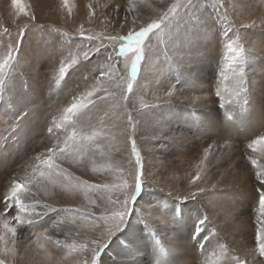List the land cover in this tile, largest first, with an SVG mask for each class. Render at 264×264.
<instances>
[{
  "label": "rangeland",
  "instance_id": "374dc122",
  "mask_svg": "<svg viewBox=\"0 0 264 264\" xmlns=\"http://www.w3.org/2000/svg\"><path fill=\"white\" fill-rule=\"evenodd\" d=\"M144 1L131 0L133 5L145 3V8L142 11H136L134 7L130 8L129 0H67V4L65 0H26L21 3L23 7L25 6L24 8H26V4L29 5L30 16L27 17L30 18L24 21L22 17L23 14H26L25 12L20 13L16 6L13 8L11 0H0V62H3L4 56L7 57L9 53L13 57L6 68L11 75L2 78L3 86L0 89L4 88L5 83H7L13 89L14 96H17V93L20 94V92H15V87L22 84L24 77H26L36 81L38 91L42 84L50 83L49 74L55 68L56 63L58 61L64 63L65 59L69 57V62L74 58H78L80 62L69 68L71 71H68L66 78L82 85L81 89L68 94L67 99L69 101L75 100L77 102L82 96L86 98V93L93 88L104 90L102 93L103 100L79 110V113L86 116L81 122L87 124V135L92 126L95 127L94 131L99 130L103 133V143L99 149L94 147L87 155L88 158L86 159L89 166L87 171L82 166V169L80 168L87 173L88 184L91 185L89 187L90 192H87L86 199L81 198L82 194L80 193H76L75 197L87 202V216L83 219L81 217L76 219L77 222H69L68 233L63 232L60 235L58 226L61 225L60 229L65 230L66 226L62 224L70 220L64 218L63 213L65 211L57 207L49 206L57 209V211H48L47 215H42L44 211L40 210V205L37 203V201L40 202L41 198L36 197L38 192L35 187L32 191L35 199L27 196L26 202L29 207L26 209L24 217L31 216L34 206L37 216L40 218L50 216L49 226H54L53 233L49 230V236L40 237L39 230L45 229V233H48V227L29 225L28 223L20 224L14 219L15 210H5L4 200L6 196H3L2 215L12 220L16 230L19 228L14 243L13 240L10 243L13 252L12 258L10 255L8 256L9 264H41L43 260H45L43 264H79L77 259L85 264V260L87 261L92 253L91 241L94 237H101L103 235L102 230L106 231L112 222L111 212L113 209L109 210L111 203L123 199L125 194L134 188L135 176L140 164L137 163L136 153L133 152V141H135L136 151L140 154V162L143 164V178L146 163L139 144H142L148 153H153L149 149L156 151L157 163L159 164L149 167V171L147 170L151 185L147 180L145 185L144 181L145 195L139 200L143 194V189L137 197L136 203L133 204L130 201L129 211L132 213L122 230L115 233L106 242V246L102 248L100 264H138V260L132 261L125 258L127 256L123 251L131 247L134 242H149L148 246L158 249L169 247L171 244L176 254L169 256L170 258H178L183 249L190 248L193 251V256L187 254L184 257L186 264H241V262L247 264L246 260L243 259L244 253L236 246L237 242L242 241L244 246H246L245 243H248L252 248L258 247L256 232L261 227L262 221H258V225L254 222L257 207L252 203L250 205L245 204L247 207L245 215L250 218L242 225L246 232L245 235L236 233V241L234 242L232 235L223 231L224 215L226 214L227 219L230 220L226 211L229 207L230 196H225L216 190L213 176L215 170H211L210 166L203 165L213 157L209 155L210 150L207 146V142L211 139L207 135L211 125L207 119L199 118L197 107L194 106L196 102L193 98L200 96L201 92H206L207 89L212 91L211 104L217 107L214 110L219 111L220 116H222L221 119L224 120L223 127L218 126V128H222V137L230 134L233 119L243 116L253 119L249 126L250 139L255 140L259 136H264L263 109L258 107L248 109V104L253 100L261 104L255 99L264 93V0H193V7L188 9L185 8L188 0H170L171 3L169 2L168 6L158 13L151 12L150 5L159 6L160 0ZM177 2L180 7L174 19L179 22L173 23L165 29L156 38V43L150 47L149 51L148 42L159 31L149 34L145 40L143 45L144 59L140 65L138 77L133 82V88L149 55L147 67L144 68L143 80L140 83L141 87L139 85V92L143 90L145 83L144 88H148L150 93L152 86L154 89L152 88L150 103H145L146 105H142V107L137 106L140 96L136 94L134 98L135 107L130 100L133 89L131 92L127 91L134 55L118 58L115 49L120 47V40L109 39V37H123L134 28L138 30L136 25L155 20L158 15H162L168 7ZM51 14H55L57 21L50 16ZM125 16H127V20L124 19ZM142 16L147 20H141ZM5 18L8 19V23L13 19H19V22L11 26L7 24ZM133 19H135L136 25L132 24ZM171 20L173 19L169 21ZM169 21H166L165 25ZM247 24L258 26L263 31L252 36L250 40V37L245 33V25ZM255 30L251 28V31ZM81 32L84 33L83 37L80 35ZM32 36L38 37L39 40H34ZM21 38L22 42L19 43ZM236 39L238 46L239 44L241 46L242 41L246 40L254 44L250 48L256 50L259 55H251L248 48L243 46L238 48L239 50L242 48V52L237 50L241 57L243 54L242 59L234 61L232 59L233 53L229 51L228 45H232ZM260 40L262 41L260 42ZM49 41L50 44L42 45L43 42L45 44ZM107 50L109 53L112 50V54L110 53L108 62L105 61L102 64L104 58L102 53H107ZM36 51L50 52L57 62L51 64L48 62L49 58L42 57L36 63V76H31V70H28L32 58L30 52ZM84 52L89 54L88 61L83 59ZM109 62L114 63L116 76L120 73L123 74L121 79H124L126 85L127 97L124 102L127 109L126 126L131 136L129 149L131 160L129 164L127 163L123 167L124 169L120 167L118 156L123 155L126 150L125 147L111 148L106 143V139L113 132L117 134L112 125L108 126L107 118L112 116L111 110L115 108L110 102V94L113 89H117L120 83L114 76L110 78L104 75V72L109 69ZM125 63L127 68L124 67ZM31 65L33 66L34 63L32 62ZM231 85L235 88L232 89ZM191 87L199 89L194 90L193 94ZM100 94L98 93V95ZM48 96L47 92L41 93L39 91L36 96L43 99L41 104L44 109L48 108L49 102H53L48 99ZM91 99L95 100L96 97ZM5 103L7 104L6 108L15 116L16 112L11 108L13 106L9 104V100H5ZM37 104L31 99L30 102L24 101V119L28 118V121L22 128L18 127L24 119L19 120L16 116H1L0 175L6 177L4 168L9 166L15 168L16 164L22 163L18 155L10 160V165L2 162L5 157L15 154L17 150L21 137L15 135V131L30 130L31 122L34 123L32 130L44 123L48 124L49 120L45 117L41 118L42 124L40 123L39 114L33 109ZM1 105H3L2 101H0V108ZM70 105L67 104V107ZM146 106L150 108L148 115L151 114L147 131L145 127L139 129L134 119L135 109L136 112L148 109ZM178 109H181L180 112H177ZM166 111L168 112L165 113ZM42 115L46 116V113L42 112ZM95 117L100 120L102 128L95 122ZM59 120L62 122V119ZM71 134L59 139V141L70 142L68 137ZM79 137V133L76 132V140H79ZM58 147L61 145L58 146L55 142L47 145L44 138L40 137L31 142L30 151L33 154H44L47 158L49 149ZM34 148H37L38 152H34ZM71 152L72 150L69 149L68 153ZM101 152L103 155L100 154ZM107 153L113 154L115 158L111 159ZM55 155L59 157L65 153L60 154L57 151ZM74 161L75 158L69 154L68 163ZM76 161H79V158ZM197 175L200 179H196ZM14 177L20 178L16 174ZM253 178L249 185H243L241 188L257 192L258 181L255 180V176ZM157 182L158 188L155 187V190L159 189L162 192L161 202L159 195L153 193L154 185L156 186ZM11 185L12 182L8 181V184L4 183V188L10 189ZM105 185L108 187H104ZM169 190L172 192L178 190V193L174 197L172 194L175 193L168 192ZM214 193L218 195L214 196ZM176 201L179 202L180 206L173 208ZM194 204H199L203 208L202 211L195 208ZM217 206L221 207L219 215L215 213ZM235 206L243 207V203L236 202ZM74 212L75 215L78 213L83 215L80 211L74 210ZM160 212L164 216L157 218ZM204 217H206V222L202 226V230L197 231L198 221ZM153 218L155 220L152 221ZM170 233L173 234L172 241L169 240ZM40 239L42 244H40ZM223 240L225 241L224 244ZM72 244H76L77 247L75 249L69 247ZM81 245L87 247L82 248ZM29 247L33 251L30 256L25 258V251ZM43 247L51 249L52 254L46 256ZM213 252H216L219 257L216 262L210 259ZM80 254L82 255L80 256ZM147 257L148 259L144 264H155L154 260L150 259L149 252ZM253 258L249 264H264V258L256 251ZM118 259L123 263H117Z\"/></svg>",
  "mask_w": 264,
  "mask_h": 264
},
{
  "label": "bare ground",
  "instance_id": "6f19581e",
  "mask_svg": "<svg viewBox=\"0 0 264 264\" xmlns=\"http://www.w3.org/2000/svg\"><path fill=\"white\" fill-rule=\"evenodd\" d=\"M11 1H12L11 6L14 8L15 5L13 4V0H11ZM25 1L26 0H21V2H23V3ZM169 2H170V0H167V2H166V0H160V3L158 2L159 6H156L153 3L154 5H152V4L150 5V10H151V12L155 11V13L156 12L157 13L162 12L165 9V6H168ZM144 4L145 3H138V4L134 5L135 10L136 11H142L145 8ZM8 8H10V7H8ZM24 9H25L24 12L26 14H23L22 18L24 21H27L30 18V17H27V16H30L29 5L26 4V8H24ZM18 11H20V10H18ZM185 12H186V10L184 11V14H185ZM15 13H17V12H15ZM20 13H21V11H20ZM7 15H8V13H7ZM50 16L53 19H56V21H57L55 14H51ZM25 17H27V18H25ZM5 19L7 20V24L11 25V26L18 24V22H19V19H13L11 22L8 23V19L7 18H5ZM0 20H1V18H0ZM141 20L146 21L147 19L144 18V16H142ZM176 22H179V21H177V19H173V20L169 21L167 23V25L162 27V30L159 31L154 36V38H152L150 40V42H148V51H149L150 47L156 43V38L161 33H163L165 31V29H167L169 26H171L173 23H176ZM245 27H246L245 33L250 37V40H251L252 36L263 31V29H261L260 27L255 26V25H251V24L250 25L247 24V25H245ZM251 28L252 29L254 28L256 30L251 31ZM32 37L34 38V40L35 39L39 40V38L36 36H32ZM261 41L262 40H260V42ZM258 42H256V43H258ZM149 43H150V46H149ZM47 44H50V41L48 43H45V44L43 42L42 45H47ZM260 44H262V43H260ZM253 45L254 44L249 43L246 40V41H242L241 46H240V44L238 46V40L237 39L235 40V42L232 43L233 48H235L238 51H240L238 49L239 47L246 46V48H248V50L250 51L251 55L252 54L259 55L256 50L250 48ZM110 53L112 54V50H110ZM110 53H109V50H107V53L106 52L102 53V55L104 57L102 60V64L105 61L108 62V58H109ZM30 54L32 57L31 58V64H32V62L34 63L33 66L30 64V66L28 67V70L29 69L31 70V76H36L35 75L36 63L39 60H41L42 57L49 58L48 62H50L51 64H54V62H57V60L54 59L52 57V55L50 54V52H48V51L44 52V53H41L39 51L30 52ZM242 57H243V54H242ZM4 58L6 59V56H4ZM148 61H149V55L147 56L146 63L143 66L141 73L139 75L138 81L134 84L133 92L131 93V97H130L131 99L130 100H131V104L133 103V106H135L134 105V102H135L134 98H135L136 94H138V96H140L139 101H137L138 107L139 106L142 107V105L145 106L146 105L145 103H150L151 96H152V88L154 86H152L151 93H150V90L148 88H144V86L146 85V83H145L143 86V90L139 92V85H140L141 81L143 80V76H144V72H145L144 68L147 67ZM68 63H70L69 57L67 59H65L64 63L62 61L61 62L58 61V63H56V65L54 66L55 68H53V70L49 74L50 75L49 77H51L50 83L49 82L44 83L38 89V91L41 93L47 92L49 94L48 99L53 101V102H49V106L47 109H44L42 104H41L43 99H39L36 97L38 95V91L36 89L37 83L33 79H28V78L24 77V80H23L24 82L15 87V92H20V94L17 93V96H14L13 89L9 85H7V83H5L6 86L4 88L0 89V101H2V104H3V105H1V108H0V119H1V116H3V115H7L9 117L14 116V114L12 112H10L9 109L6 108L7 104L5 103V100H9V104H11L13 106L11 108L16 112L15 116L19 120H21V119H24V117H25L24 101L30 102V99H31L34 102L36 101L38 103L36 106L33 107V109L38 112L39 118H40V123L42 124L41 118H43V117H45L46 119L49 120L47 125L44 123L42 126L35 127L34 130H32V128L34 127V123L31 122V124H30V130L31 131L28 129L25 131H23V130H16L15 131V135H18L21 137L19 145L17 147V150H16L15 154H12L9 157L4 156L5 157L4 160L3 161L1 160V161L3 163H5L6 165H10L9 164L10 160L14 159L15 156L17 157V155H18L19 159L22 160V163H20L21 165L16 164L15 168H13L11 166L4 168V170H3L4 174H7V175H6V177L3 175H0V190L4 188V183L8 184V181L13 183L14 181L17 180L14 177L15 174L18 177H20L19 180L31 179L33 177V175H35L37 180H38V183H39V187L38 188L36 187V190L38 192L36 197L41 198V200L39 202L40 210L45 211L43 208V205L48 204L51 207H57L59 209L64 210L65 211L63 213L64 218L70 220V221L64 222L62 224V225L66 226L65 230L60 229L61 225L58 226L60 235L63 232L68 233L69 228H70L69 222H72V221L77 222L76 219H78L80 217L83 219V217L87 216V205H86L87 202L83 201V199L84 198L86 199L87 192L88 193L90 192L89 187L91 186L90 184H87V185L84 184L85 181L89 182V179L87 178V173H85V171H87V167H89L87 164L88 160L86 159V158H88L87 155L89 152L85 153L83 156L71 155V157L73 156L75 158V161L73 163H68L69 153H65V155H61V156L57 157L56 163L61 165V167L65 170V176L68 178L67 179V185L68 186H65V187L60 186L61 184L64 183V181L62 179L57 181V186H53L52 184L45 185L44 182L39 181V173L36 171V168L39 165V161L41 159H45L46 157L44 154H33V153H31L30 144L33 140H37L38 138L42 137V138H44L47 145L50 144L51 142L52 143L55 142V143H57L58 146L61 145V147H63L64 144L66 143V141H59V139H62L64 137L70 135L72 133V131L78 132L80 135V137H79L80 139L76 140V142L78 144L82 142L81 137L87 135V124L85 122H81L85 119L86 116L82 113H79V111H76L73 113H69L67 111V109L71 106L70 105L69 107H67V104H72L73 102H75V100L69 101L67 99L68 94L74 90H77V89L79 90L82 87V85L77 84V82H74L73 80L66 78V76L69 72L67 74H65L64 76H61L60 71H59L60 67L64 66L65 64H68ZM17 65H19V64H17ZM109 65H113L115 68V65L113 62H109L108 66ZM14 67H16V66H14ZM6 68L4 69L2 77H0V78H4L6 76L9 77L11 75V73L8 72ZM68 71H71V69H69ZM21 73H22V71H21ZM115 74H116V71H115L113 76L116 78V80L118 79L120 83L118 84L117 89H113V91L110 94L111 95L110 102L112 104V107L115 106V108L114 109L112 108V110H111L112 116L107 118V123H108L109 127L111 125L113 126V128L116 130L118 135L113 132L106 139V143L111 148H117V147L119 148V146L125 147L126 150L123 152V155L118 156V159L120 161L119 162L120 167L123 168L127 163L129 164V161L131 160L130 150H129L130 149V137L131 136H130L129 131H128L127 126H126L127 109H126V103L124 101H125V98L127 96H126L125 81H123L124 80L123 78L121 79L123 74L120 73V74H117V76ZM140 87H141V85H140ZM261 87H263V86H261ZM231 88L234 89L235 87L233 85H231ZM196 89H199V88H192L191 93H193L194 90H196ZM211 92L209 89H207L206 92H204V91L201 92L200 96L193 98L196 102V105H194V106L197 107V110H198L197 115L199 116L200 119H207L209 121V125H211V128L209 129V132L207 133V135L210 136L211 139H209V142H207V146H208V149L210 150L209 155H211L213 157L210 158L207 163H203V165L204 166H210L211 170H215L213 176H214V186H215L216 190L222 192L223 195H225V196H230V202L228 203L229 207L226 210L227 214H229V216H230V220L227 219V217H226L227 215L225 214L223 217V220H224L223 221V231H226L228 234L232 235L233 241L235 242L236 241V233L237 234L241 233L242 235H245L246 232L244 231V228H243L244 226H242V225L245 222H247V219H250L249 217H246V215H245V210L247 209V207H245V204L250 205L252 203L253 205H256L257 208H256L255 216H254V222L257 225H258V221H260V222L264 221V214H262L261 209L259 207L258 196L256 195V192L254 190H248L245 188H241V186H243V185H249L251 183V181L254 179L253 177L256 176V173L261 170L262 166H264V145H256V149H257L256 151H253L251 148L248 147V145L254 141V140L250 139V137H249V133H250L249 132V126L252 124L253 119L248 117V116H243L241 118H234L232 121L230 134L226 137H222V135H221L222 128H218V126L221 125L223 127L224 120L221 119L222 116H220L219 111L214 110V108L217 109V107L215 105L211 104V99H212V94H213V93L211 94ZM142 94H143V96H142ZM222 96H223V94H222ZM215 97H216V95H215ZM1 99H3V100H1ZM189 99H191V97H189ZM263 99H264V93H261L260 97L255 99V100L259 101L261 104H259L253 100L250 102V104H248V109L251 107H258V108H262L264 111ZM242 100H244V99L242 98ZM138 107H137V110H138ZM146 108H148V109L140 110L137 112L135 109L134 119H135L137 125L139 126L138 127L139 129L145 127V129L147 131L149 128V127H147L149 124L148 121L150 122L149 117L151 116V114L148 115L150 113V108L148 106H146ZM219 108H220V106H219ZM180 110L181 109H178L177 112H180ZM42 112L46 113V116H43ZM162 112H164V110H162ZM167 112L168 111H166L165 113H167ZM116 114H118V116H116ZM31 115L33 116L32 111H31ZM59 119H62V122ZM27 121H28V118H25L22 121V123L19 125L18 128H22L23 125ZM95 122L100 126V120L98 118H96ZM49 129H51V132H49ZM94 130H95V127L92 126V128H90V132L94 131ZM178 132H180V131H178ZM67 143L69 144V149L72 150L71 141L67 142ZM83 143L86 145L87 141H83ZM165 143H167V142L165 141ZM139 145L141 147L142 154L144 157V161L146 163L145 174H144L145 185H146V180L151 185L150 178H148V171H149L148 169H149V167L158 166L157 165V164H159V163H157L158 158L156 157L157 152L154 151L153 149H149L153 153H148V150L145 151V148L142 144H139ZM127 148H128V150H127ZM33 151L38 152V149L34 148ZM107 154H109L111 156V159L115 158V156H113V154H110V153H107ZM110 156H108V157L110 158ZM77 158H79V161H76ZM253 159H255L257 161L256 165L252 164ZM105 161H107V160H105ZM12 162H11V165H12ZM80 162L84 163V164L82 165ZM104 163H106V162H104ZM81 166L85 171L81 170L82 169ZM258 166H260V167H258ZM41 170H42V168H41ZM157 184H158V182L156 183V186L154 185V192L153 193H154V195H156V194L159 195V200L161 202V200L163 198L162 197L163 194L159 189L155 190V187L158 188ZM30 187H32V191L35 188V186H30ZM259 187H260V185L258 182L256 191L259 189ZM143 189H144L143 194H142L141 198H139V200L142 199V197L145 195L146 189H145V187ZM175 191L176 192H172L171 190H169L168 192L175 193V194H172L175 197L178 193V190H175ZM9 192H10V189H8V188H4L3 190L0 191V234L5 233V229L3 227L5 222H8L10 226L14 227L12 220H10L9 217L2 215V205H3L2 198H3V196H7ZM76 193L82 194L81 198H83V199L76 198L75 197ZM217 195H218L217 193H214V196H217ZM235 198H236V201H235ZM26 201H27V197H25V203L27 204ZM236 202H242L243 207H236L235 206ZM199 204H200V201H199ZM199 204H194V206L199 211H202L203 208L200 207ZM174 205H175V207H173V208H177L180 206L178 201H176L174 203ZM116 206L117 205H114L113 203H111L109 210H111V209H113V211L117 210L118 206L117 207ZM68 209H71V210L68 211ZM76 209H79V211L83 215L81 216L79 213L77 215H75L74 210H76ZM220 211H221V207L217 206L215 208V213L217 215H219ZM135 214H136V211H135ZM236 215H239V216H236ZM159 216L162 217L164 215L162 212H160V213H158L157 218H160ZM24 219H25V223H27L28 220H32L33 225H40L41 227H45V228L48 227L47 228L48 233H45V229L39 230L40 237L49 236V230L51 231V233H53V230H54L53 227L54 226H49L50 216L40 218L37 216L36 211H32L31 216H29L27 218L24 217ZM153 220H155V218H153L152 221ZM259 225H260V223H259ZM258 231H259V229L256 232L257 234H258ZM17 232H19V228H17ZM172 239H173V234L170 233L169 240L172 241ZM5 240L7 241L8 247L10 249H12L10 247V243L12 242L13 238H12L10 233L5 235ZM222 242H223V244L225 243L224 240ZM256 243H257V241H256ZM40 244H42L41 239H40ZM153 244H155V243H153ZM148 245H149V242H147V243H144V242L135 243L134 242L131 247L126 249L127 252H126V250H123L124 254L127 256L125 258H127V259L129 258V260H132V261L138 260V262H139L138 264H144L146 262V260L148 259L147 254L149 252V255L151 256L150 259L154 260L155 264H186L184 257L187 254H188V256L189 255L193 256V251L190 248H186L180 252L178 258H175V257L170 258L169 256L176 254V251L173 250V245L169 244L170 245L169 247H165L163 249H158V248L148 246ZM245 245L246 246H244V243H242V241H238L236 244L238 249L241 250L242 253H244L243 259L246 260L247 264H249L251 262L253 256H254V252L256 251V253L259 254V250H258V247L257 248L250 247L248 243H245ZM0 246H2V242H0ZM149 248L151 249L150 251H149ZM43 250H44L46 256L51 255L53 252L51 249H49L47 247H43ZM147 250H148V252H147ZM32 251H33L32 248H30V247L27 248L25 251V258L30 256ZM83 252L84 251L82 250V253ZM230 254H232V253H230ZM81 255L82 254H80V256ZM10 256L12 258V254H10ZM80 256H78V257L80 258ZM91 258H92V253H91L90 257L87 258L88 264H90L89 260L91 262ZM131 258H133V259H131ZM210 259H211V261L216 262L219 260V257L216 254V252H213L210 256ZM76 261H79V264L83 263L79 259H77ZM44 262H45V260H43L41 264H43ZM117 263H123V262L118 259ZM123 264H125V263H123Z\"/></svg>",
  "mask_w": 264,
  "mask_h": 264
},
{
  "label": "snow or ice",
  "instance_id": "6c2138e0",
  "mask_svg": "<svg viewBox=\"0 0 264 264\" xmlns=\"http://www.w3.org/2000/svg\"><path fill=\"white\" fill-rule=\"evenodd\" d=\"M65 3L67 4V0H65ZM13 4L21 11L24 12L25 9L22 6L21 0H13ZM129 6L134 7V5L131 3V0H129ZM167 7V6H165ZM180 7V4L173 3L171 7L167 8V11H165L162 15H158L157 18L151 22H145L144 24L136 25L135 19H133L132 24L136 25V28L138 30H130L127 35L123 37H109V39H119L120 40V47L118 49H115L117 53L118 58L128 57L129 55H134V59H132L131 67H130V78L127 84V91L131 92L133 89V82L137 79L138 73L140 70V65L144 59L143 56V45L145 43L146 38L149 36V34L161 31L162 26H165L166 21H169L170 19L175 18V14L177 13L178 9ZM190 7H193V0H188L187 4L185 5V8L188 9ZM125 20H127V16L124 17ZM119 23V22H118ZM7 32V29H5ZM81 37L84 36V33H80ZM90 39V38H89ZM19 43L22 42V38ZM229 51L233 53L232 59L235 61L237 59H242L240 56V53L237 52L235 48L231 44L228 45ZM99 51V49H97ZM242 52V49L240 50ZM13 59L11 53H9L4 59L3 62H0V77H2V74L4 72V69L9 66V62ZM83 59L85 61L89 60V54L87 52L84 53ZM111 59V58H110ZM78 58H74L71 60L70 63L65 64L64 66L60 67V74L61 76H64L68 73L69 68L72 67V65H77L79 63ZM125 68H127V64L124 65ZM116 69L113 65H109V69L104 72V75L109 76L110 78L114 75ZM3 86V79L0 78V87ZM104 90L93 88L91 91H88L86 93L85 97H80L77 102H73L71 106L67 109L69 113H73L76 111H79L88 105L95 104L97 101L103 100L104 96L102 95ZM98 93H101L98 95ZM96 97L95 100L91 99L92 97ZM49 132H51V129H49ZM103 133L101 131H91L88 135L81 137V143L76 142V132L73 131L71 136L68 137V140L71 141V148L72 152L69 153L70 155L75 156H83L87 152H91V150L95 147L96 149H99L100 145L103 143ZM83 141H87V144L85 145ZM256 145H264V136H259L256 140H254L251 144L248 145L249 148H251L253 151H256ZM59 151L61 154L68 153L69 152V144L66 142L63 147L58 148H50L49 149V155L45 159H41L39 161V165L36 168V171L39 173V181H42L47 184H52L53 186H57V181L62 179L64 181L63 184H61V187L68 186L67 185V177L65 176V170L61 167V165L56 163L57 156L55 153ZM133 152L136 153L137 157V163L140 164V167L136 173L135 176V185L134 188H132L129 192L125 194V197L123 199H118L116 201H113L114 205H118V209L111 212V224L107 227L106 231L102 230L103 235L101 237H94L91 241L93 247L91 249L92 251V259L90 264H100V255L101 250L103 247L106 246V242L109 241V239L118 231L122 230V228L125 226V222L128 220L129 216L132 212L129 211L130 207V201L131 203L137 202V197H139V194L143 191V185H144V178H143V164L140 162V154L136 151L135 148V141H133ZM103 155V152L100 153ZM206 158V157H205ZM252 164L256 165L257 161L255 159L252 160ZM42 168V170H41ZM196 179H200L199 175H197ZM255 180L259 182V189L256 192V195L258 196V202L259 207L261 209L262 214H264V166L261 167V170L256 173ZM85 185L88 184L87 181L84 182ZM35 186L39 187L38 180L35 175L31 179H24L19 180L17 179L14 181L11 185L10 192L5 197L4 204H5V210H15L16 215L14 219L18 221L20 224L25 223L24 216L26 215V209H28L29 205L25 203V197L31 196L32 199H35V195L32 193V187ZM127 187V185H125ZM104 187H108L105 185ZM203 191V189H201ZM46 194V193H45ZM193 199L195 197L193 196ZM39 203V201H37ZM92 203H95V201H92ZM44 213L42 215H47L48 211H57V209L50 208L48 204L43 205ZM35 210L33 206V211ZM76 212H79V209L75 210ZM40 215V214H38ZM105 219H108V217H105ZM206 222V217L202 218L198 221L197 224V231L202 230V226ZM27 223L31 225L33 223L32 220H28ZM5 229L4 234H0V242H2V246H0V264H9L8 256L12 254L13 250L8 247L7 241L5 240V235L10 233L13 238L16 236V228L13 226H10L8 222H5L3 225ZM257 244H258V250L259 255L261 257H264V221L261 222V227L259 228L257 237ZM59 243V242H57ZM69 247L75 249L77 247L76 244H72ZM80 247H87L86 245H81ZM85 264H88L87 261H85ZM242 264V262H241Z\"/></svg>",
  "mask_w": 264,
  "mask_h": 264
}]
</instances>
